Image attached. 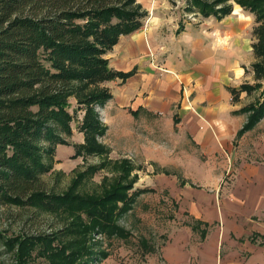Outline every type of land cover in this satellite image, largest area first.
Returning a JSON list of instances; mask_svg holds the SVG:
<instances>
[{
  "label": "trees",
  "instance_id": "trees-1",
  "mask_svg": "<svg viewBox=\"0 0 264 264\" xmlns=\"http://www.w3.org/2000/svg\"><path fill=\"white\" fill-rule=\"evenodd\" d=\"M235 1L254 20L255 60L245 67L253 81L228 87L234 103L243 93L255 94L233 111L247 115L240 138L264 118V0ZM185 9L222 20L234 6L230 0H186ZM148 16L139 0H0V203L74 216L71 225L52 233L3 237L7 247L18 246L17 264L36 257L49 264L93 260L95 227L128 237L130 231L118 219L141 193L154 191L131 192L138 181L134 171L141 167L128 158L110 157V147L101 141L108 127L99 111L114 98L108 83H124L136 73V68L111 66L108 54L122 36L143 28ZM78 112L83 114L79 130L84 142L73 145L75 155H99L102 161L81 172L63 193L37 189L43 174L52 171L57 147L70 144ZM105 168L118 176L103 183L101 193L79 191L86 176Z\"/></svg>",
  "mask_w": 264,
  "mask_h": 264
},
{
  "label": "rangeland",
  "instance_id": "rangeland-1",
  "mask_svg": "<svg viewBox=\"0 0 264 264\" xmlns=\"http://www.w3.org/2000/svg\"><path fill=\"white\" fill-rule=\"evenodd\" d=\"M139 1L150 14L156 9L164 11L163 13L167 14L170 24H172L173 18L178 21L181 18L192 22L197 16L195 12L185 9L186 0ZM230 2L233 3L234 10L228 19H236V16L240 19L241 24L238 28L247 31V39L250 44L251 29L254 24L253 16L235 0H230ZM215 23L220 24L221 22L215 19ZM180 24H183L182 20ZM231 39V36L224 39V48L227 49L229 44L231 45ZM249 44L241 53L243 59L241 66L244 68L250 66L255 60L252 47H249ZM108 57L111 66L119 65V60L111 53L108 54ZM246 80L252 82V74L245 72L240 80L233 82L234 86H239ZM121 84L120 79L108 83L114 94L122 92ZM191 88V85H186L185 89L183 88L186 97L190 99H192V93L189 96ZM254 97L255 94L249 97L244 93L243 98L238 102L239 107L253 101ZM113 101H109L112 105L111 108L107 107L109 113L113 108ZM73 110L74 107L71 108V111ZM99 111L103 110L99 108ZM77 114V119L72 123L73 135L68 137L70 144L61 146L60 153H56L52 171L43 174L40 182L36 185L37 189L63 193L81 172L102 161L103 158L99 155H75L73 145L79 144V139L82 134L84 135L79 130L83 114L82 112ZM105 118L107 120V115L102 119L105 120ZM116 118L119 121L113 120L109 124L111 130L108 142L112 146L110 157L113 159L129 157L128 159L132 160L137 167L142 168L134 171V173H138V181L131 192L152 188L154 191L141 193L133 208L118 219V224L130 231L128 237L109 235L95 227V230L91 232L93 241L97 242L94 248L95 257L93 260L81 264H174L169 260L167 246L171 238L170 234L177 226H181L201 214L213 217L212 221H214L215 218L222 216L224 210L225 216L231 218L235 205L248 198L264 205V199L254 195V192L257 191L264 194V118L236 145L233 144V140L228 141L223 143L218 150H211L209 146L197 144L188 138L185 140L189 143H178L180 140L176 136L174 137V134L170 135L166 131L158 133L157 137L154 135L152 138L153 130L148 125L142 126L140 129L144 142L138 152L135 139L138 129L135 127L130 129L135 132L134 136L127 141L123 140L122 143L121 133L127 129L120 131V127L121 123H125V119L119 113L116 114ZM155 138H157L156 141ZM101 141L103 142V137H101ZM125 155L127 156L123 157ZM153 158L164 159L167 166L151 164ZM163 169L170 172L171 175L163 174L161 172ZM176 173L183 174L185 179L191 181L195 186L187 184L186 187L181 188ZM117 176L106 168L101 169L93 175L86 176L79 191L84 194L101 193V185L107 181L112 182ZM174 201L178 203V206ZM198 204L200 207L203 204L207 206L204 212L203 208H195ZM78 214L86 222H90V218L83 211ZM73 218L74 216L69 213H53L31 206L21 207L0 203V264L18 263V246L7 247L3 237L52 233L71 225ZM258 218L257 216L256 219ZM196 240H199V234ZM196 240L193 239V242L196 243ZM29 264H49V261L42 257H36L30 260Z\"/></svg>",
  "mask_w": 264,
  "mask_h": 264
},
{
  "label": "crops",
  "instance_id": "crops-1",
  "mask_svg": "<svg viewBox=\"0 0 264 264\" xmlns=\"http://www.w3.org/2000/svg\"><path fill=\"white\" fill-rule=\"evenodd\" d=\"M159 10L149 13L143 28L122 36L111 52L119 60L115 68L125 71L136 68V73L120 85V94H114L111 112L108 111L112 106L109 102L101 108V115H107V120L103 121L108 127L103 142L112 147L108 142L109 124L113 120L119 121L116 118L119 113L125 119L120 131L127 129L121 133L122 143L134 136L135 132L130 129H138L135 135L137 152L144 142L140 127L147 125L153 130L152 138L166 131L174 134L180 140L178 143H189L185 140L188 138L211 150H218L223 143L232 140L236 145L257 126L237 138L247 115L233 113L240 107L232 101L228 89L245 74L241 53L249 44L247 31L238 28L241 21L237 16L228 19L229 15L217 24L216 18H204L195 13V21L173 18L170 24L167 14ZM181 20L183 24H180ZM229 36L232 43L226 49L223 42ZM249 47H252L251 43ZM186 85L192 87L189 93V96L192 93V99L186 97ZM243 96L244 93L241 98ZM82 142L83 134L79 139V143ZM61 146L65 145L57 147L58 154ZM163 160L153 158L151 164L165 167L167 163ZM161 172L171 175L164 169ZM177 175L181 188L187 184L195 186L183 174ZM254 195L264 199L261 191ZM174 203L178 206L176 201ZM206 207L203 204L200 208L204 212ZM232 213L229 218L224 210L214 221L213 217L196 215L191 221L177 226L170 234L167 246L169 260L174 264H264L263 203L248 198L236 204ZM203 231H206L204 237Z\"/></svg>",
  "mask_w": 264,
  "mask_h": 264
}]
</instances>
